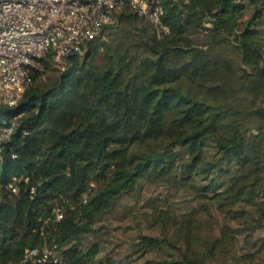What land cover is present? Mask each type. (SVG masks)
Wrapping results in <instances>:
<instances>
[{
	"label": "trees",
	"instance_id": "16d2710c",
	"mask_svg": "<svg viewBox=\"0 0 264 264\" xmlns=\"http://www.w3.org/2000/svg\"><path fill=\"white\" fill-rule=\"evenodd\" d=\"M162 5L170 34L125 6L0 108V264H264V0Z\"/></svg>",
	"mask_w": 264,
	"mask_h": 264
},
{
	"label": "built area",
	"instance_id": "2783aa9c",
	"mask_svg": "<svg viewBox=\"0 0 264 264\" xmlns=\"http://www.w3.org/2000/svg\"><path fill=\"white\" fill-rule=\"evenodd\" d=\"M125 6L148 19L158 38L170 34L162 0H0V108L20 102L33 76L44 71L43 60L50 53L59 64L84 54L90 41L117 22ZM15 126L13 119L0 122V158ZM63 217L62 210L54 207L44 223ZM24 263L63 264L53 243L26 249Z\"/></svg>",
	"mask_w": 264,
	"mask_h": 264
},
{
	"label": "rangeland",
	"instance_id": "374dc122",
	"mask_svg": "<svg viewBox=\"0 0 264 264\" xmlns=\"http://www.w3.org/2000/svg\"><path fill=\"white\" fill-rule=\"evenodd\" d=\"M110 34L113 37L116 36V34H113L112 32ZM110 34L108 32H106L105 36L103 37L104 43L106 44V45H103V47H105V48H106V46L108 48H110V46H111L110 44L112 42L110 39H108ZM122 36H124V34ZM48 61L50 63V70L47 71L46 76H55L58 73L56 70L63 68L64 64L63 63L59 64V63L55 62L53 55H51V57ZM46 76H45V78H48ZM47 82H49V81H47ZM106 223L109 224V226H111L113 230L110 231V230L106 229V231H104L105 234H111V236H109V237H112V238H117V239L122 238V236L124 235L123 229L114 230V228L122 226L120 222H117V220L113 218V221L108 222V220H107Z\"/></svg>",
	"mask_w": 264,
	"mask_h": 264
}]
</instances>
